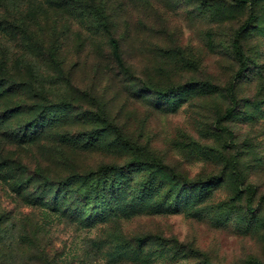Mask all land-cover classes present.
<instances>
[{
	"label": "rangeland",
	"instance_id": "obj_1",
	"mask_svg": "<svg viewBox=\"0 0 264 264\" xmlns=\"http://www.w3.org/2000/svg\"><path fill=\"white\" fill-rule=\"evenodd\" d=\"M82 1L0 0V264H264V0Z\"/></svg>",
	"mask_w": 264,
	"mask_h": 264
},
{
	"label": "trees",
	"instance_id": "obj_2",
	"mask_svg": "<svg viewBox=\"0 0 264 264\" xmlns=\"http://www.w3.org/2000/svg\"><path fill=\"white\" fill-rule=\"evenodd\" d=\"M238 1H244V0H238ZM82 6L84 8H88L90 9L93 13L96 14L97 18L99 19L100 23L102 24V27L104 30H106L107 32L110 31V27H109V23H108V20H107V17L102 9L101 6H96V5H92V4H89L87 2V0H83L82 1ZM255 16L254 15H251L250 16V19L249 21L252 22L255 20ZM248 24L246 25H243L236 33L235 35V38H234V49H235V53L237 54V56L239 57V59L241 60L242 62V67H241V70H246L247 67H248V59H247V56L243 50V47H242V44H241V35H242V32L247 28ZM110 43L112 45V48H113V54L116 58V60L120 63V64H123V59L121 57V53H120V45H119V42L117 39H115L114 37H111L110 38ZM184 86H172V87H168L166 88L165 90H159L158 92L161 93L162 95L164 96H168L170 94H173V93H178L179 91L182 90ZM115 169H118L116 166L115 167H111V166H107L105 168V172H112L113 170ZM249 264H262L260 263L259 261H256V260H250L249 261Z\"/></svg>",
	"mask_w": 264,
	"mask_h": 264
}]
</instances>
